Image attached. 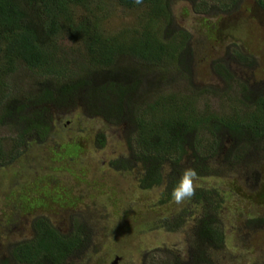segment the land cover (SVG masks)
<instances>
[{
	"label": "trees",
	"instance_id": "1",
	"mask_svg": "<svg viewBox=\"0 0 264 264\" xmlns=\"http://www.w3.org/2000/svg\"><path fill=\"white\" fill-rule=\"evenodd\" d=\"M179 1L0 0V125L6 121L20 124L16 145L22 154L26 143H42L52 137L55 126H64L66 121L67 127L70 122L61 121L68 113H76L77 118L92 117L105 129L103 121L107 122L108 133L95 135L96 146H106L108 137L111 141L122 137L127 144V156L112 158L107 167L121 176H133L138 191L159 190L158 201L147 208L149 212H143L147 223H141L137 231L156 233V244L147 249L169 250L173 264H226L227 260L229 264H247L241 258L245 255L231 251L222 262L214 258L216 249L221 254L228 248L221 227L223 194L218 187L197 185L195 195L186 200L180 212L164 213L160 207L172 205V188L185 168H195L198 180H222L227 171L256 177L264 159V96L255 101L246 96L251 103L239 98L243 109L230 118L208 111L200 115L185 103L187 95L177 93L159 97L145 109L133 98L138 86L122 82L115 71L117 64L126 60L128 69L143 68L164 75L189 73L185 62L191 33L186 29L172 32L171 26V8ZM256 1L264 9V0ZM116 7L133 11L129 23L109 22ZM65 40L69 41L66 47H73L71 51L62 50ZM237 57L241 62L249 58L240 51ZM218 66V74L226 82L242 87L236 96L250 92L226 66ZM21 73L33 75L35 89L18 98L21 87L12 84ZM102 73L104 82L99 85ZM61 113L64 116L59 117ZM123 121L134 129L128 141L123 137L127 131ZM202 131L212 135L210 144L200 137ZM1 138L0 165L14 159H4ZM233 144L249 149L247 162L231 161L237 158ZM93 194L80 193L78 199ZM97 202H90L91 207L84 212L89 225L75 221L76 232L63 233L44 216L33 218V235L12 243L7 260L0 264H66L86 249L87 226L92 233L101 230L97 229L102 215ZM150 212H155L154 216ZM242 219V230H246L260 218Z\"/></svg>",
	"mask_w": 264,
	"mask_h": 264
},
{
	"label": "rangeland",
	"instance_id": "2",
	"mask_svg": "<svg viewBox=\"0 0 264 264\" xmlns=\"http://www.w3.org/2000/svg\"><path fill=\"white\" fill-rule=\"evenodd\" d=\"M171 10L174 16L172 32L186 29L191 33L185 62H188L189 73L164 75L143 68L128 69L125 65L129 61L126 60L116 66L115 71L121 75L122 82L138 86L133 98L141 108L149 109L148 104L159 97L177 93L187 95L185 103L194 106L200 115L208 111L230 118L232 113L243 109L244 103L240 99L251 103L246 96L253 101L264 96V9L256 0H182ZM114 11V18L109 20L113 25L127 24L133 16V11L124 8L116 7ZM68 44L65 40L62 50L71 51L73 47H66ZM239 51L249 56L248 61L238 59ZM218 63L226 66L239 82L246 83L250 92L236 96L242 87L226 82L218 74L221 69ZM32 76L21 73L13 80L12 85L19 83L21 87L18 98L35 89ZM103 82L102 73L98 84ZM62 116L63 113L59 117ZM64 120L70 122L67 127L66 121L64 126H55L50 133L52 137L45 138L42 143H26L27 148L22 154L19 151L22 148L16 145L20 124L6 121L0 125L4 159L14 157L11 162L0 165V263L7 260L12 243L33 235V218L44 216L59 231L76 232L75 221L88 224L84 212L91 207L90 202L100 201L97 203L102 215L97 229L101 230L92 233L87 226L86 249L66 264H173L169 250L147 249L156 244L155 232L137 234L140 224L147 223L148 218L143 212H149L147 208L158 201L159 190L138 191L133 176H121L106 165L112 158L127 156L126 142L122 137L112 141L108 137L106 146L98 147L95 135L108 133L107 122L103 121L105 129L94 122V118H77L76 113H68L61 123ZM121 124L127 130L123 137L134 133L129 123L123 121ZM200 137L207 144L213 139L206 131H202ZM71 144L73 147L69 146ZM14 146L15 152H12ZM232 151L237 157L232 158V162L237 159L248 161L249 149L233 144ZM261 166L253 179L242 171L234 174L227 171L222 180L210 177L197 181L198 186L218 187L223 194L221 227L228 248L221 254L215 248L214 253V258L221 262V259H228L231 251L245 255L241 256L243 263L264 264V159ZM89 192L94 193L91 198L78 199V194ZM172 202L160 209L164 213L180 212L186 206V200ZM154 214L150 212L151 216ZM243 217L260 219L250 229L242 230ZM229 259L238 260L235 257ZM225 262L229 264L228 260ZM235 264L241 263L235 261Z\"/></svg>",
	"mask_w": 264,
	"mask_h": 264
},
{
	"label": "clouds",
	"instance_id": "3",
	"mask_svg": "<svg viewBox=\"0 0 264 264\" xmlns=\"http://www.w3.org/2000/svg\"><path fill=\"white\" fill-rule=\"evenodd\" d=\"M142 2L143 0H136L137 4ZM198 178L199 173L195 168H185L172 188V199L177 203L191 199L195 195Z\"/></svg>",
	"mask_w": 264,
	"mask_h": 264
},
{
	"label": "flooded vegetation",
	"instance_id": "4",
	"mask_svg": "<svg viewBox=\"0 0 264 264\" xmlns=\"http://www.w3.org/2000/svg\"><path fill=\"white\" fill-rule=\"evenodd\" d=\"M256 3H257V1H256ZM192 5V4H191ZM192 9V10H191ZM191 9H190V13H192L193 12V7H191Z\"/></svg>",
	"mask_w": 264,
	"mask_h": 264
}]
</instances>
